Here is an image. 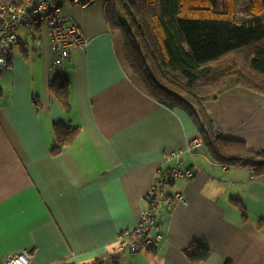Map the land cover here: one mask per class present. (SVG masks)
I'll return each instance as SVG.
<instances>
[{
  "label": "crops",
  "instance_id": "1",
  "mask_svg": "<svg viewBox=\"0 0 264 264\" xmlns=\"http://www.w3.org/2000/svg\"><path fill=\"white\" fill-rule=\"evenodd\" d=\"M106 8L64 5L88 43L60 69L51 67L44 29L37 37L16 32L0 74V263L28 251L35 264H94L112 255L111 264H264V174L221 166L203 147L195 160H165L196 129L184 112L148 96ZM204 106L221 137L264 152V95L237 87ZM56 126L74 136L52 154ZM177 163L183 172L197 168L190 179L171 177L165 193H182L187 204L160 205L156 249L119 252L117 237L137 225L157 169ZM202 247L208 256L194 260Z\"/></svg>",
  "mask_w": 264,
  "mask_h": 264
},
{
  "label": "trees",
  "instance_id": "2",
  "mask_svg": "<svg viewBox=\"0 0 264 264\" xmlns=\"http://www.w3.org/2000/svg\"><path fill=\"white\" fill-rule=\"evenodd\" d=\"M106 7L110 26L122 34L127 64L148 96L188 115L200 147L219 165L264 174V152L221 137L204 106L237 87L264 95V0H112ZM59 97L65 106L63 91ZM55 134L52 154L74 136L71 128L57 126ZM208 254L202 247L191 257Z\"/></svg>",
  "mask_w": 264,
  "mask_h": 264
},
{
  "label": "built area",
  "instance_id": "3",
  "mask_svg": "<svg viewBox=\"0 0 264 264\" xmlns=\"http://www.w3.org/2000/svg\"><path fill=\"white\" fill-rule=\"evenodd\" d=\"M112 0H23L16 3L0 5V74L9 67L11 51L19 40L16 35L18 29H24L37 37L38 30L44 29L51 48V67L60 69L69 59L73 50H84L87 39L83 31L72 18L63 13L65 4H71L81 9H88L96 2L107 5ZM127 3L128 0H122ZM202 145V139L196 135L188 139L182 151L166 155L165 160L175 159L187 154L193 158L194 151ZM179 163L170 170L157 169L150 191L147 195V207L142 209L137 225L127 231L119 233L117 240L122 242L119 252L136 253L146 249H156L162 240V226L157 222V211L163 203L169 211L174 204L186 205L187 200L182 193L166 195L171 177L192 178L196 166L180 171ZM115 255L107 256L103 264H111ZM0 264H35L28 251L14 253L6 257Z\"/></svg>",
  "mask_w": 264,
  "mask_h": 264
}]
</instances>
